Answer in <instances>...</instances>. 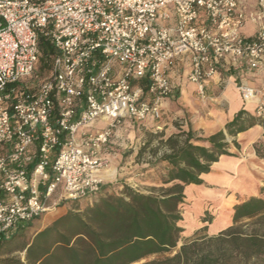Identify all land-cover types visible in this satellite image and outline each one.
Returning <instances> with one entry per match:
<instances>
[{
	"label": "built area",
	"instance_id": "obj_1",
	"mask_svg": "<svg viewBox=\"0 0 264 264\" xmlns=\"http://www.w3.org/2000/svg\"><path fill=\"white\" fill-rule=\"evenodd\" d=\"M250 1L0 0V240L99 191L115 129L161 118L178 59L201 99L218 69L257 70L264 0ZM41 41L52 50L45 56ZM238 91L243 101L257 97Z\"/></svg>",
	"mask_w": 264,
	"mask_h": 264
},
{
	"label": "trees",
	"instance_id": "obj_2",
	"mask_svg": "<svg viewBox=\"0 0 264 264\" xmlns=\"http://www.w3.org/2000/svg\"><path fill=\"white\" fill-rule=\"evenodd\" d=\"M40 47L43 56L52 51L43 41ZM145 84L139 83L143 89ZM254 125L264 129V118L240 110L207 137H196L189 129L161 140L164 149L156 153L154 148L151 155L163 165L159 188L144 194L122 183L111 193V186L102 184L96 194L71 202L75 205L64 214L32 230L28 240L25 236L39 217L10 231L0 240V264H264L261 197L235 204L229 227L186 240L176 250L183 232L184 187L201 185L200 176L221 156H234L230 149L240 150L234 138ZM253 149L264 159V138ZM17 242H22L23 259L7 252Z\"/></svg>",
	"mask_w": 264,
	"mask_h": 264
},
{
	"label": "crops",
	"instance_id": "obj_3",
	"mask_svg": "<svg viewBox=\"0 0 264 264\" xmlns=\"http://www.w3.org/2000/svg\"><path fill=\"white\" fill-rule=\"evenodd\" d=\"M252 4L253 1L251 0L249 5ZM245 26L251 27L249 33L244 31ZM244 27L242 31L245 35H251L253 33V26L251 24L247 22ZM261 66H264V61L261 63L260 67ZM188 71L189 66L186 58H180L175 62L174 67L168 73L170 81L175 86V90L172 95L163 102L165 108H163L162 116L165 114L166 119L161 126H155L153 128L152 125L150 127L152 130L160 129L166 138L177 134L179 131L188 132L189 129L195 136L207 137L222 129L240 110H245L250 114L257 115L258 102H264L263 69H259L255 72L247 69L237 71H228L225 68L218 69L217 74L205 85L204 99L199 98L195 94V85L187 80ZM238 86H247L254 90L261 87V91H258L260 96L248 101H243L238 91ZM262 117L264 118V113ZM175 123H177V125ZM123 124L130 126L136 125L137 123L126 119L121 125ZM263 138L264 129L259 125H254L248 130L237 134L234 139L238 143L240 150L237 151L231 148L230 152L234 154V156H221L218 162L211 166L209 173L200 176L203 182L201 185H188L184 187V191H186L190 199H192V203L194 202L196 205V203L202 202L204 199H209V197L212 196L209 191L211 187L216 185L214 181H225L226 176L234 177L237 170H240V172L242 171L238 173L242 178L255 179L256 176L254 175H257V177L264 176V159L257 158L253 149V145ZM110 145L111 142L108 148ZM109 155V161L111 162L112 159L115 158L113 157L111 159V154ZM222 165L224 166L221 167ZM114 174L115 168L111 166L104 178H112ZM260 189L261 188H259V190ZM251 197L258 196L251 195ZM243 199L246 198H242L240 201ZM238 202L239 201H236L235 204ZM235 204H232L231 207ZM211 224H213V222L207 224L206 227V231L209 235H214L224 228L219 224L217 228L210 230Z\"/></svg>",
	"mask_w": 264,
	"mask_h": 264
},
{
	"label": "rangeland",
	"instance_id": "obj_4",
	"mask_svg": "<svg viewBox=\"0 0 264 264\" xmlns=\"http://www.w3.org/2000/svg\"><path fill=\"white\" fill-rule=\"evenodd\" d=\"M244 31L249 33L251 31V27L245 26ZM41 59L42 54L39 53L37 61L34 65V71L37 73L38 77H42L44 72ZM259 69L264 70V66H261ZM257 70H254L253 72ZM260 88H256V95L258 97L260 96ZM163 108H165L164 105ZM165 119L166 115L164 114L159 120H156L153 123L146 122L130 126L123 124L115 129L114 137L112 138L111 145L108 148V152L111 154L110 158H115L110 162L111 164H109V168L113 166L115 168V174L112 178H104L103 181V184L111 186V193L118 191L117 186L122 183L130 186L133 190L144 194L148 193L154 187L159 188L161 186L159 175L163 173V165H157L152 160L151 155L154 153V148L157 149L156 153L159 151L161 152L164 149L163 146L159 145V142L161 140H165L166 136L160 129L152 130L150 127L152 125L153 128L155 126H161ZM175 124L177 125V123ZM103 126L104 123L98 121L94 125V128L100 129ZM254 176H256L255 179L242 178L240 181L241 183H234L238 187V189L235 190L231 188L221 190L218 187V184L214 185L211 189L209 188V193L212 194V196L209 197V199H204L202 202L196 203V205L194 202L192 203V199H190L187 192L183 190L184 200L181 205L183 222L181 223V227L184 232L180 235V240L177 244L176 250L186 240L192 239L196 236H208L209 234L206 231L208 223H204L203 221L209 220L214 222L220 209H224L226 214L224 222L220 225L221 227H224L222 229L224 230L231 225L232 204H235L236 201H240L242 198L251 197V195H256L264 199V176ZM259 188L261 189L259 190ZM218 200V203H214V201ZM77 204L79 208H82V203ZM74 205L75 204H72L71 202H62L41 215L34 222L33 229L29 230V233L25 236L24 241L29 239V235L32 230L45 227L53 219L61 216L66 210L72 208ZM211 226H213V224H211ZM21 245L22 242L14 243L7 250V252L10 251L12 256H18L23 259V253L19 252Z\"/></svg>",
	"mask_w": 264,
	"mask_h": 264
},
{
	"label": "bare ground",
	"instance_id": "obj_5",
	"mask_svg": "<svg viewBox=\"0 0 264 264\" xmlns=\"http://www.w3.org/2000/svg\"><path fill=\"white\" fill-rule=\"evenodd\" d=\"M224 165H222L221 167H223ZM254 168V167H253ZM252 169V168H251ZM232 170H235V169H232ZM109 171V169H107L103 174L104 176L107 174V172ZM240 172V170H237L236 173H235V176L234 177H227L226 176V180L225 181H214L216 182V185L218 184V187L221 189V190H225L227 188H231V189H238V187L234 184L236 182H240L242 180V177H240V175H238V173ZM242 172V171H241ZM240 172V173H241ZM245 178V177H244ZM243 178V179H244ZM241 183V182H240ZM236 186V187H235ZM252 191V190H251ZM190 194V193H189ZM218 201H214V203H218ZM226 218V214H225V211L224 209H220L219 212L217 213V216H216V220L213 222V226H211V229L210 230H213L214 228H217V226H219V224H221L222 222H224Z\"/></svg>",
	"mask_w": 264,
	"mask_h": 264
}]
</instances>
